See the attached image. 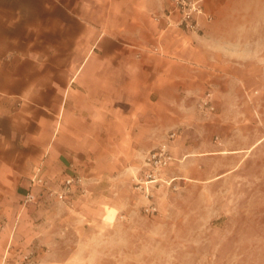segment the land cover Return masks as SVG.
Listing matches in <instances>:
<instances>
[{
    "label": "crops",
    "instance_id": "1",
    "mask_svg": "<svg viewBox=\"0 0 264 264\" xmlns=\"http://www.w3.org/2000/svg\"><path fill=\"white\" fill-rule=\"evenodd\" d=\"M228 2L204 0L186 32L171 0H0V264L43 251L29 195L76 174L90 191L173 142L211 79L264 60Z\"/></svg>",
    "mask_w": 264,
    "mask_h": 264
},
{
    "label": "rangeland",
    "instance_id": "2",
    "mask_svg": "<svg viewBox=\"0 0 264 264\" xmlns=\"http://www.w3.org/2000/svg\"><path fill=\"white\" fill-rule=\"evenodd\" d=\"M228 5L260 58L264 0ZM231 65L235 72L211 79L187 124L172 130L174 141L149 147L166 144L173 157L161 181L143 183L141 157L79 189L75 201L48 189L44 201L29 202L39 208L41 264H264V60ZM203 98L213 111L200 108Z\"/></svg>",
    "mask_w": 264,
    "mask_h": 264
},
{
    "label": "built area",
    "instance_id": "3",
    "mask_svg": "<svg viewBox=\"0 0 264 264\" xmlns=\"http://www.w3.org/2000/svg\"><path fill=\"white\" fill-rule=\"evenodd\" d=\"M171 10L168 14L178 15L179 19L176 21V27L186 32H194L199 28V17L205 15L204 0H171ZM208 20H212V16H207ZM155 20L159 21L160 17L156 16ZM200 108L207 111H213L214 105L211 99L203 98L200 103ZM175 133L171 135L174 137ZM173 157L166 144L151 151L146 159V165L149 168V172L146 175V180L143 182L147 184L157 183L162 180L163 172L170 166ZM33 182L46 186L47 182L41 178L33 179ZM83 177L76 174L69 177L63 186V189L56 193L59 200L66 201L69 197L75 195L79 189L84 190ZM141 188L145 189L146 197L149 199L152 193L149 191L148 186H144L141 183ZM148 188V189H147ZM36 199L34 195L27 197L28 202H33ZM19 264H41L38 255L35 250H28L25 252Z\"/></svg>",
    "mask_w": 264,
    "mask_h": 264
}]
</instances>
